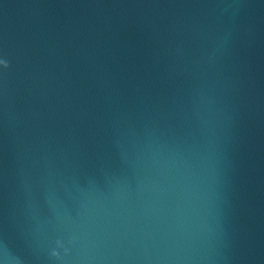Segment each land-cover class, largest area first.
<instances>
[{"label": "water", "instance_id": "95a60500", "mask_svg": "<svg viewBox=\"0 0 264 264\" xmlns=\"http://www.w3.org/2000/svg\"><path fill=\"white\" fill-rule=\"evenodd\" d=\"M0 264H264V0H0Z\"/></svg>", "mask_w": 264, "mask_h": 264}, {"label": "snow or ice", "instance_id": "6c2138e0", "mask_svg": "<svg viewBox=\"0 0 264 264\" xmlns=\"http://www.w3.org/2000/svg\"><path fill=\"white\" fill-rule=\"evenodd\" d=\"M5 64V59L3 58V56H0V66H4Z\"/></svg>", "mask_w": 264, "mask_h": 264}, {"label": "clouds", "instance_id": "9594fccd", "mask_svg": "<svg viewBox=\"0 0 264 264\" xmlns=\"http://www.w3.org/2000/svg\"><path fill=\"white\" fill-rule=\"evenodd\" d=\"M7 64V61L5 60V64L4 65H6Z\"/></svg>", "mask_w": 264, "mask_h": 264}]
</instances>
